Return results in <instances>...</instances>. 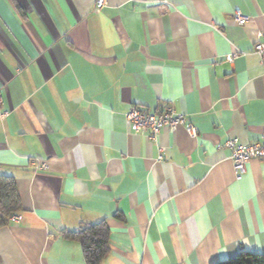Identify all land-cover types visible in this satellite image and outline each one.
Masks as SVG:
<instances>
[{"label":"crops","instance_id":"1","mask_svg":"<svg viewBox=\"0 0 264 264\" xmlns=\"http://www.w3.org/2000/svg\"><path fill=\"white\" fill-rule=\"evenodd\" d=\"M94 3L0 0V175L14 177L22 217L0 227V264H86L62 233L100 221L101 264L264 255V162L236 179L217 147L264 131V0ZM132 106L171 107L197 136L150 141L129 129Z\"/></svg>","mask_w":264,"mask_h":264},{"label":"built area","instance_id":"2","mask_svg":"<svg viewBox=\"0 0 264 264\" xmlns=\"http://www.w3.org/2000/svg\"><path fill=\"white\" fill-rule=\"evenodd\" d=\"M105 6L106 0H95L94 8L96 11H100ZM233 20L236 25L242 27L247 23L248 18L239 10H234ZM253 54L258 58V62L264 73V31H258L255 35ZM237 55V53L229 55L225 57V60L231 63ZM7 115L8 113L4 112L1 118L3 119ZM125 121L132 132L150 141H154L162 129H166L172 133L180 127L184 129L189 137L195 138L197 136L195 126L183 114L177 113L171 107H166L160 112H151L144 108L132 106L125 115ZM217 147L229 151V159L236 173V179H240L246 170L248 162L253 159L264 162V131L257 139L250 143L241 144L237 139L229 138L223 143H219ZM29 163L35 171L47 169L46 164L40 162L38 159H30ZM21 220L22 217L15 213L9 217L8 222L9 224H14Z\"/></svg>","mask_w":264,"mask_h":264},{"label":"trees","instance_id":"3","mask_svg":"<svg viewBox=\"0 0 264 264\" xmlns=\"http://www.w3.org/2000/svg\"><path fill=\"white\" fill-rule=\"evenodd\" d=\"M20 210V198L14 177L0 175V227L8 225L9 217ZM62 237L80 244L86 264H101L109 253V233L105 221L77 231L63 232ZM216 264H264V255L239 252L235 257Z\"/></svg>","mask_w":264,"mask_h":264}]
</instances>
